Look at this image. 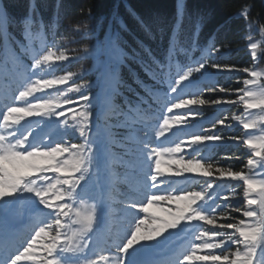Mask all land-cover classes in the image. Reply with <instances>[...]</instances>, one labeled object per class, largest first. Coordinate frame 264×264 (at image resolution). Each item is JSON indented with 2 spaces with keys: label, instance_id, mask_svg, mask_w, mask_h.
<instances>
[{
  "label": "snow or ice",
  "instance_id": "snow-or-ice-1",
  "mask_svg": "<svg viewBox=\"0 0 264 264\" xmlns=\"http://www.w3.org/2000/svg\"><path fill=\"white\" fill-rule=\"evenodd\" d=\"M236 14L244 21H250L248 6L242 7ZM186 15L185 0H176L174 33L181 27ZM207 18L208 14L197 16L194 22L197 32ZM10 23L22 24L25 31H29L37 23L36 8L30 3L19 20L11 17L6 8L0 11V31H3L6 39ZM144 23L141 20V24ZM108 24L106 39L101 43V48L109 56L106 75L112 86V94L119 95V90L125 86L119 76V66L125 54L121 47L120 32L113 30V26L123 28L124 25L115 12ZM41 25L46 27L42 21ZM85 30L88 36L95 35V25L86 27ZM21 47L24 48L23 45ZM248 47L255 60L257 44L249 39ZM94 49L98 51L96 45L85 47L84 52L92 54ZM24 50L27 52V49ZM212 51L219 52L220 49L213 48ZM52 55L51 51L33 52L32 63L22 65L24 73L17 88L9 95L0 97V210L11 203L10 198L23 193L28 194V205H36L35 208L29 207L36 219L25 232L11 231L3 219H0V264H22L26 261L31 264H130L128 254L134 246H147L166 232L177 238L183 234L188 242L187 247L173 253L174 258L165 257L153 260L150 264H186L191 261H199L201 264H264V178H258L256 173L257 167L264 169V80H261L264 73L258 72L254 67L209 64L207 59H202L194 61L195 66L180 69L167 81L168 91L163 95L173 101L179 100L178 103H171L168 108L171 112L172 109L189 104L207 102L199 96L188 100L181 98L188 89L187 86L181 88V85L190 80L194 73L211 67L217 71L248 74L242 81L244 87L218 89L220 93L235 92L236 100L219 98L210 102L213 105L231 106L239 103L243 106V112L232 117L238 122L242 132L229 136L228 139L238 147L244 146L247 149V159L241 170H233L231 166L215 169L219 176L215 180L206 181L208 189L212 191L182 190L183 194L174 195L168 190L166 185L169 177H181L185 173L202 170L204 177L212 178L213 163L206 161L202 155L198 159L193 157L185 160L183 155L173 158V154L183 151L180 143H175L174 147L163 144L150 147V100L140 96L135 105L126 102L127 112L118 113L122 119L119 126L127 130L123 139L131 146L135 160L143 171V191L138 197L122 200L121 217L114 227L108 228L109 235L105 236L100 232V225L106 219V206L102 199H97L89 192V180L94 174L99 177L101 164V149L93 131L94 97L82 91L81 86L69 88L68 92L79 95L76 101L71 96H65L64 104L70 105L66 114L61 105L34 95L51 89L54 85H63L75 75L68 73L56 79L33 80L44 65L55 67L49 64ZM78 58L61 54L56 60L70 62ZM145 70L156 79L155 73L149 68L146 67ZM86 87L90 90L91 85ZM143 87L149 96L153 94L151 88L146 85ZM29 97L41 102L32 103ZM17 102H22L23 106H16ZM73 104H79L80 110L76 111L71 106ZM193 111L188 109L190 113ZM33 116L48 117V121L57 126L62 125L65 130L72 128L73 132L79 133L82 143H71L66 135L57 140L48 138L45 142L44 137L34 135L35 130L25 120L26 117ZM69 117L72 118L71 124L68 123ZM171 120L175 123L182 122L180 116H173ZM216 123L224 124L225 121L218 120ZM170 126V120L165 116L156 135L164 137ZM235 126L237 125H228ZM223 139V136L215 133L194 134L187 145L191 150L187 154L198 153V146L202 145V141ZM166 155L168 159H164ZM162 164L173 175H165ZM185 177L191 179L189 176ZM261 177H264V173ZM218 182L229 185L236 182L240 185L243 204L237 199L239 193L236 186H232L226 194L217 193L214 185ZM87 200H92L93 203L87 205ZM234 200L236 203H232ZM164 201L183 203L174 210L162 207L160 210L166 212L167 219L149 215L150 207ZM20 202L22 206L26 205L23 199ZM37 202L42 207L37 206ZM108 219L112 217L109 215ZM177 229H182V232H177ZM38 243L41 252L35 250Z\"/></svg>",
  "mask_w": 264,
  "mask_h": 264
},
{
  "label": "rangeland",
  "instance_id": "rangeland-1",
  "mask_svg": "<svg viewBox=\"0 0 264 264\" xmlns=\"http://www.w3.org/2000/svg\"><path fill=\"white\" fill-rule=\"evenodd\" d=\"M253 32L257 35L258 30L256 28H253ZM257 48L255 49L256 52V59L254 62H258L260 59V56L262 54V46L264 45V38L260 37L257 39ZM40 44V46L36 45V43ZM24 48L20 47L21 55L20 56H13V58H10L9 60L4 59V54L0 52V95H2L1 91L5 92L7 95L10 94V92L14 91L11 89H14L15 87H11V83H16L17 86L22 80V75L24 73V68L22 65H30L32 63L31 55L35 51H42L44 53L51 51L52 52V59L49 61V64L54 65L55 67L50 68L48 65H44L41 69L37 71V75L34 76L32 79H56L63 77L65 75H59L60 67L63 64L68 63L69 61H57L56 57L60 56L57 54L56 50H51L49 47H46V42L44 44V39L41 34H37L35 36H32L30 39L27 40L26 44L23 45ZM24 49H27V52H25ZM252 50L249 49V52ZM208 51L202 50L200 55L194 58L192 61L190 60L187 62L183 67H180L179 69L175 70L170 76L168 77V80L171 76H175L177 72L182 69L186 68L188 66H195L194 61L207 59L208 60ZM212 56V55H211ZM214 57V54L211 58ZM109 59V56H108ZM107 59V60H108ZM109 62V61H108ZM209 62V60H208ZM100 63L97 58H94L93 65H98ZM95 74L92 76H96L95 79H83L84 82L81 79V76L83 72L76 73L69 81H67L63 85H54L51 89L42 90L40 93H34L36 96H43L44 99L48 100L51 103L59 104L61 107L64 108L65 113L67 114V109L70 105L64 104V98L65 96H71L73 101L78 100L77 93H71L68 92L69 88H75L77 86H81L82 91H86L87 94L94 97L93 103H92V111L95 114L94 117V129L93 131L96 133L97 136V145L101 149L100 153V159L101 164L99 168V177L97 175H92L90 178V184H89V192L91 195L96 196L98 198L103 196V193L101 192V188L103 187L104 192V186L103 184L106 181L111 180L112 187L115 188V192L113 191L111 194H108L111 199L110 202L107 203L103 200L105 206H106V219L105 222H102L100 225V232L101 228L106 226L107 230L105 233L101 232L102 234H105L106 236L109 235L108 228L114 227L117 223V219L121 217V210L123 208L122 200L127 198L128 196L132 197H138L139 194L143 191V171L139 167L138 163L135 160V156L133 154L132 148L129 145L127 141H125L123 138L125 136H119L117 132H121V130H113L112 132V139L111 141L115 145L117 141H120V144L123 143V145L119 148V153L116 155V160H113V154L111 155V162H108L105 155H107V145L108 141L104 138V132L103 130H109L110 125L108 124V121L111 124L118 125L119 122L117 119H120L121 117L118 115V109H114L109 107L110 105V95L112 92V86L110 85V82L108 80L107 75L102 80L100 79V76L97 78V72L99 71L95 70ZM258 72L264 73V69L257 70ZM102 73V71L100 72ZM86 76H88V73ZM218 74H222V77H217ZM248 74L241 73V72H221V71H213L210 67L207 69H203L201 72L194 73L193 77L190 78L188 81H184L181 85V88L187 86L188 89L185 90V93L181 95L182 99H193L196 96H199V98L206 100L207 102L205 104H189L183 108L179 109H172L171 112L168 111V108L171 107L172 102L178 103L179 100H171L170 97H165L163 94L168 91V84L166 81L165 87L161 91H157L154 98V105L151 107V116L150 119L152 120L151 127L149 129V139L152 141L150 144V147H154L157 144H163V146H171L174 147L175 143H180L182 147L181 153L173 154V158H179L181 155L184 156V159H191L193 157L199 158L200 155L204 156L205 160L208 162L213 163V177L208 178L214 179L219 176V173L215 171L217 167H223L222 160H229L231 162L230 166L233 168V170L239 171L243 168V162L247 159V149L244 148V146H237V144L231 140L228 139L229 136L232 135H239L242 132V129L238 126V122L234 121L232 119L233 116H238L243 112V106L239 103L233 104L231 106L228 105H213L210 102L214 99L219 98H225L230 100H236V94L235 92L230 93H220L218 89L220 87H228L231 89H235L237 87H244L242 81L246 79ZM6 77V78H5ZM97 78V79H96ZM261 80H264V77H261ZM71 82V83H70ZM5 84L6 88L4 91ZM91 85L90 90L87 89V85ZM110 88V89H109ZM109 89V90H108ZM215 89V91H213ZM18 94V93H17ZM176 94H171V96H175ZM4 96V95H3ZM2 97V96H0ZM32 103H39L41 101L38 100H32L31 97L28 98ZM2 106V104L0 105ZM16 106H23L22 102H17ZM76 109V111L80 110L79 104H73L71 105ZM191 108L194 111L188 112V109ZM128 109V107H126ZM167 116L170 120V128L167 132H165L164 137H158L156 133L160 130V124L163 123L164 117ZM173 116H180L181 121L180 123H175L171 120V117ZM2 119V117H0ZM54 119V118H53ZM26 121H29L30 124L28 125L32 129H34V135L36 137H44L45 142H47L48 138H51L53 140L60 139L62 136H67V138L70 139L71 143H82V140L79 138V133L74 132V139L70 138L65 133V128L61 126H57L54 123H51L48 121V117H26ZM122 120V119H121ZM218 120H224V124H218L216 121ZM24 123V121H22ZM68 123H72V118L69 117ZM122 123V121H121ZM213 124H215V127H213ZM228 125H237L235 127H228ZM114 128V127H113ZM125 130L123 135L126 134V129L121 127ZM72 129V128H69ZM215 133L216 135L223 136L224 139L222 141H202L198 153H192L191 155H188L191 150L188 148V143L194 134H200V135H210ZM259 135V133H257ZM165 137H167V140H165ZM121 151V152H120ZM105 154V155H104ZM115 155V154H114ZM229 157H240L241 160L237 159H229ZM124 158L126 161H120ZM169 157L166 155L164 159H168ZM105 162V163H103ZM116 162V163H115ZM129 162V163H128ZM130 162H132L130 164ZM201 163H204V161H201ZM221 165H218L220 164ZM108 165H111V168L114 167L115 175L114 179L108 174L106 167ZM175 167V166H174ZM162 170L165 172V175H173L171 172L168 171L166 166L164 164L161 165ZM228 168V167H223ZM95 172V169H94ZM201 172L197 173H185V176L191 177L189 179L188 177L181 176V177H169L168 184L166 187L170 192H172L174 195H180L183 194L182 190L188 191V190H195V191H212V189H208L207 183L203 181L204 177ZM256 173L258 178H264L261 177V174L264 173V169H260L259 167L256 168ZM225 179H230L229 177H225ZM232 186H236L237 192L239 193L238 200L240 204H243V193H242V187L240 185H237L236 182H232L231 185L229 184H223L219 183L217 185H214L215 191L217 193L226 194L230 191ZM100 188V189H98ZM110 190H112L110 188ZM25 201L26 205H21V200ZM34 199V198H33ZM10 200H13L11 204L8 206L9 209L6 208L5 211H3V214L9 215V217L16 218L17 222H22L24 219L34 218V214L32 211H30L29 207L35 208L36 205H28V194L23 193L16 197L10 198ZM86 201L87 205H91L93 203L92 200ZM13 203L15 205L13 206ZM182 201H164L160 205H153L149 208V215H156L159 218L167 219L166 212L161 211L160 209L162 207L164 208H172L173 210L178 206L182 205ZM232 203H236V201H232ZM37 206L38 202H37ZM42 207V206H39ZM4 210V208H3ZM47 211V210H45ZM0 214H2L0 212ZM108 214L112 217V219H108ZM143 215V214H142ZM1 216V215H0ZM30 220V219H29ZM177 232H182V229H177ZM190 239V238H189ZM187 241L184 239L183 234H181L180 237H172L169 235L168 232L164 233L162 237H160L158 240L149 242L147 246L145 245H137L134 246L133 249L129 251V261L130 264H136L137 259L143 258L145 254L150 253L152 256L156 255L158 258L161 256L162 253L167 252L172 247H175L177 244H181L177 248V252H180L184 250L187 247ZM37 252H41L42 249L40 247V244L38 243L36 245ZM203 254V253H199ZM22 264H31V262H22ZM186 264H201L199 261H191L186 262Z\"/></svg>",
  "mask_w": 264,
  "mask_h": 264
},
{
  "label": "trees",
  "instance_id": "trees-1",
  "mask_svg": "<svg viewBox=\"0 0 264 264\" xmlns=\"http://www.w3.org/2000/svg\"><path fill=\"white\" fill-rule=\"evenodd\" d=\"M30 3L37 10V23L30 30L39 31L47 40L54 41L57 54L79 57L63 64L59 75L83 72V82V79L91 80L96 72L91 66L95 49L92 54H86L84 48L101 45L106 39L112 14L119 15L124 27L114 25L113 30L120 32L122 40L125 55L119 66V76L125 86L121 87L119 95L111 92V100L121 111L126 102L136 104L140 96L150 100L143 86L151 88L152 93L161 88L166 71L193 56L195 46L209 44L220 49L211 63L253 67L249 39L256 43V38H264V31H261L264 28V0H185L187 15L175 33L176 0H0V11L6 8L11 17L19 20ZM244 6L250 9V21H244L236 14ZM201 14H208V18L197 32L194 22ZM141 20L145 23L141 24ZM92 25H95V35L88 36L85 29ZM253 28L258 30L257 35ZM7 33L6 39L0 31V50L5 43L8 52L18 54V44L24 42V26L10 23ZM261 49L262 55L255 65L258 69L264 68V45ZM146 67L155 73L156 79L145 70ZM222 162L223 167L231 164L227 159Z\"/></svg>",
  "mask_w": 264,
  "mask_h": 264
},
{
  "label": "bare ground",
  "instance_id": "bare-ground-1",
  "mask_svg": "<svg viewBox=\"0 0 264 264\" xmlns=\"http://www.w3.org/2000/svg\"><path fill=\"white\" fill-rule=\"evenodd\" d=\"M0 105H1V104H0ZM110 186H111V183H110V182H107V183L104 185V188H105V189H104V192H111V190H110ZM9 205H10V204H9ZM9 205H8V206H9ZM14 205H15V203H13V206H14ZM8 206H6V207L4 208L3 211H5L6 208H7ZM2 218H9V217H8L7 215H3ZM9 219H10V220H6V219H5L4 221H5V222H9V225H11L10 223H12L15 219H14V218H9ZM18 223H19V222H18ZM13 224H14V223H13ZM9 225H8V226H9ZM22 228H23L24 230H27L26 227H22ZM102 228L106 229V226L103 225ZM102 228H101V232H102V233H103V232L105 233L107 230H104V229H102ZM19 232H22V231H19ZM103 235H105V234H103ZM105 236H106V235H105ZM179 246H181V244H177L175 247L170 248V249L168 250V255H167V256H168V257L172 256L173 253L176 252L175 250H176ZM149 256H150V255H147L146 258L149 257ZM170 258H171V257H170Z\"/></svg>",
  "mask_w": 264,
  "mask_h": 264
}]
</instances>
